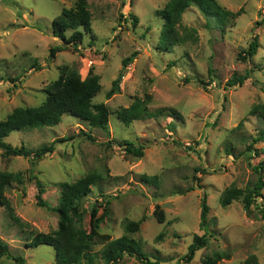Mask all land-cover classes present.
I'll return each mask as SVG.
<instances>
[{"label":"rangeland","instance_id":"1","mask_svg":"<svg viewBox=\"0 0 264 264\" xmlns=\"http://www.w3.org/2000/svg\"><path fill=\"white\" fill-rule=\"evenodd\" d=\"M77 1L0 0V120L17 107L40 105L47 85L64 72L78 70L86 77L91 67L102 84L94 101L105 102L112 111L107 129L91 128L64 114L58 125L16 130L6 138L33 151L56 139L65 141L36 160L6 157L0 149V172L20 178L6 191L18 219L0 206V239L28 264H55L54 247L31 248L26 245L28 236L58 227L55 208L61 183L97 173L100 178L92 192L81 200L78 229L90 230L93 204L108 196L109 212L100 232L112 239L124 234L135 238L153 261L203 264L207 256L221 252L229 257L218 264H245L253 256L257 264H264L262 213L253 204L248 215L242 200L226 207L220 201L225 188L246 189L259 177L255 166L263 155L255 150L264 149V140L254 143L253 150L246 148L264 128L262 119L250 115L255 104L264 103V0H218L233 14L224 25L192 5L178 25L179 42L170 49L159 43L164 19L158 14L169 0H87L92 31L77 46L64 45L52 35V22ZM255 35L258 51L245 59ZM55 46L63 48L51 55ZM134 51L137 57L123 74L119 90L108 97L122 60ZM247 72L250 77L243 85H228L236 74ZM148 94L150 110L163 109L162 114L130 125L118 118L115 112ZM173 109L182 118L172 116ZM123 140L142 145L143 156L126 152L118 143ZM143 175L158 176L157 183L147 182ZM36 179L45 187L47 206L37 203ZM190 186L194 189L179 193ZM204 196L210 206L207 229L200 226ZM258 202L264 206V189ZM156 205L165 211V222L157 219ZM104 209L103 201L98 215ZM196 234H207L208 244L186 262L182 258ZM105 246L90 247L98 264H108L102 257ZM0 264L16 263L3 255ZM78 264H88L87 259ZM115 264L143 262L125 254Z\"/></svg>","mask_w":264,"mask_h":264},{"label":"trees","instance_id":"2","mask_svg":"<svg viewBox=\"0 0 264 264\" xmlns=\"http://www.w3.org/2000/svg\"><path fill=\"white\" fill-rule=\"evenodd\" d=\"M192 5L197 6L206 16L217 18L221 25H224L228 18L233 15L218 0H169L163 9L158 10V14L164 19L159 40L163 48L170 49L179 42L178 25L181 23L183 14ZM134 21H137V17H134ZM91 29L92 13L87 0H78L74 7L64 8L52 22V35L62 40L64 45L74 44L77 46L83 42L85 35L91 32ZM259 46V37L255 35L245 50L243 57L245 59L248 57L252 58L257 53ZM62 48L63 46L52 47L50 50L51 55H55ZM136 57L137 52L134 51L122 60L121 73L114 80L113 87L107 93L108 97L119 90L123 74ZM249 77V72L244 75L236 74L228 81V85H243ZM101 89L100 76L94 72V67L90 68L86 77H83L78 70L64 72L58 79L47 85L45 88L46 98L40 105L17 107L5 119L0 120V149L2 150V154L6 157L32 156V159L36 160L53 152L56 144L65 141L64 139H56L49 145H44L33 151L24 145L14 146L6 138L16 130L58 125L62 121L64 114L77 117L91 128L107 129L112 111L105 102L94 101ZM150 100L151 96L149 94L145 96V99L136 98L130 106L122 108L115 113L126 125H130L135 120L152 118L158 114H162L163 109L156 112L150 110L148 107ZM172 113V116L175 115L177 118H182V115L178 111L173 109ZM250 115L257 116L264 121V103L255 104L250 110ZM242 124L243 121H240L238 127ZM170 127L173 130L176 129L174 123H171ZM86 135L91 139H95L93 135L87 132ZM72 138L74 136L70 139ZM262 140H264V128L260 130L258 136L254 137L253 142L246 149L253 150L254 143ZM118 143L121 147H124L126 152L133 153L136 156H143L144 154V147L142 145L136 147L129 140L119 141ZM255 151L257 156L263 155L262 160L255 166V170L259 174L255 184L246 189L237 186L227 187L223 191L220 201L226 207L235 200H242L248 215L252 213V205L255 204L264 218V206L258 202L259 197H262V190L264 189V149H256ZM99 178V174L89 173L74 183H61L60 200L58 206L55 208L59 215L58 227L48 233H30L28 236L30 237V241L26 245L31 248L42 244L53 246L55 249V264H78L84 258L87 259L88 264H98L90 251V247L94 243L106 244L102 250V257L108 264L119 263L125 254L137 257L143 264H161L158 260H151L148 253L143 250L140 242L135 238L124 234L121 237L112 239L109 234L100 232V224L104 221V216L109 212L108 204L110 200L108 196L103 197L105 212L102 215H98V212L103 201H96L93 204L90 230H81L76 227V221L81 218L83 213L81 200L92 192V185ZM142 178L147 182L153 183H157L158 180V176L156 175H143ZM16 180H20L18 174L9 171L0 172V206L8 209L13 218H16V216L10 199L6 195V191ZM36 181L38 186L37 203L43 207L47 206L43 198L45 187L39 179H36ZM193 189V186H190L187 190H181L179 193L184 194ZM209 212L210 206L207 203L206 196H204L200 215L201 228L207 229ZM154 213L160 222H165V211L160 205H156ZM134 225L138 226L137 223H134ZM128 226L132 227L131 225ZM207 244V234H196L193 243L190 244L188 252L182 260L191 262L197 250L205 247ZM3 255L12 258L16 264H28L24 256L13 254L9 245L0 239V256ZM228 257V254L215 252L213 255L207 256L203 264H218L221 260ZM245 264H257V258L253 256L246 260Z\"/></svg>","mask_w":264,"mask_h":264}]
</instances>
